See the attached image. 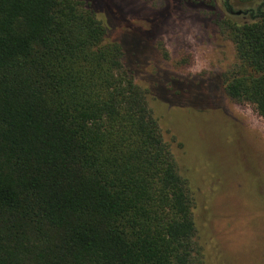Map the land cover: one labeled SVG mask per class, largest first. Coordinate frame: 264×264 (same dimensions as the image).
Listing matches in <instances>:
<instances>
[{
  "label": "trees",
  "instance_id": "trees-1",
  "mask_svg": "<svg viewBox=\"0 0 264 264\" xmlns=\"http://www.w3.org/2000/svg\"><path fill=\"white\" fill-rule=\"evenodd\" d=\"M190 1L233 45L223 94L264 123V0ZM130 34L107 37L83 0H0V264L196 263L189 183L126 66Z\"/></svg>",
  "mask_w": 264,
  "mask_h": 264
},
{
  "label": "rangeland",
  "instance_id": "rangeland-1",
  "mask_svg": "<svg viewBox=\"0 0 264 264\" xmlns=\"http://www.w3.org/2000/svg\"><path fill=\"white\" fill-rule=\"evenodd\" d=\"M83 1L107 37L132 33L126 66L189 183L195 264H264V123L222 92L235 52L215 15L190 0Z\"/></svg>",
  "mask_w": 264,
  "mask_h": 264
},
{
  "label": "water",
  "instance_id": "water-1",
  "mask_svg": "<svg viewBox=\"0 0 264 264\" xmlns=\"http://www.w3.org/2000/svg\"><path fill=\"white\" fill-rule=\"evenodd\" d=\"M240 14H241V11H237V12H236V15H240Z\"/></svg>",
  "mask_w": 264,
  "mask_h": 264
}]
</instances>
